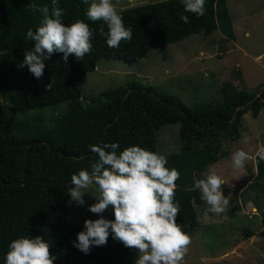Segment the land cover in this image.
I'll return each instance as SVG.
<instances>
[{"label": "trees", "instance_id": "1", "mask_svg": "<svg viewBox=\"0 0 264 264\" xmlns=\"http://www.w3.org/2000/svg\"><path fill=\"white\" fill-rule=\"evenodd\" d=\"M31 3L51 8V0H0V49L6 52L0 56V96L9 92L11 102L0 107V264H4L9 244L22 236L48 241L56 257L54 264H134L139 253L111 234L105 246H93L88 254L74 247L84 223L69 224L71 176L98 159L91 145L118 143V152L133 145L157 152L158 131L168 124L181 125V152L167 156L166 165L180 173L175 190L180 205L177 223L188 235L198 233L201 222L194 199L200 191L195 182L205 178L208 166L220 161L223 140L241 138L244 116L251 112L258 118L264 109V91L259 96L249 95L231 91L232 87L224 84L223 102L194 110L138 81L103 92L91 105L83 104L82 93L86 76L101 60L134 65L153 49L217 30L234 40L226 0H206L203 16L186 12L181 0L120 11L125 26L133 30L131 42L110 48L97 31L91 52L82 61L69 55L65 63L63 53H54L45 61L41 78L30 73L28 84L9 83L7 66L19 67L24 52L34 47L26 38L27 31L41 26L42 15L29 9ZM58 4L64 10L65 24L79 19L99 28L101 22L87 20L83 0H58ZM64 103H68V111L56 117L50 127L17 120L18 114ZM257 164L256 183L264 181V161L257 159ZM250 187H256L255 183L246 189ZM106 219L114 220V216Z\"/></svg>", "mask_w": 264, "mask_h": 264}, {"label": "rangeland", "instance_id": "2", "mask_svg": "<svg viewBox=\"0 0 264 264\" xmlns=\"http://www.w3.org/2000/svg\"><path fill=\"white\" fill-rule=\"evenodd\" d=\"M162 1L167 0H112L118 12ZM226 2L230 18L236 24L233 41L217 30L210 35H193L165 49H153L134 65L101 60L96 70L85 78L83 104H94L103 92L134 81L180 100L190 110L223 102L224 84L231 86V91L259 96L264 91V0ZM7 76L9 83L31 81L30 72L14 64L7 66ZM9 94L0 96V107L11 105ZM68 109V103L34 109L18 114L17 120L35 127H50ZM180 129V124L160 128L157 153L167 157L181 152ZM260 146H264V109L258 118L251 112L244 116L241 138L223 140L220 161L207 167L204 177L214 168L225 181L223 195L230 203L224 213L217 215L201 200V193L194 199L201 229L189 235L191 244L182 264H264V181L256 183L257 158L247 161L239 170L233 168L231 160L237 149L254 156ZM254 183L256 187L246 189ZM71 187L72 184L69 190ZM89 194H97L95 186ZM89 194H85L83 206H78L69 196L71 226L100 218L88 210L96 202ZM103 216H114L112 208Z\"/></svg>", "mask_w": 264, "mask_h": 264}, {"label": "clouds", "instance_id": "3", "mask_svg": "<svg viewBox=\"0 0 264 264\" xmlns=\"http://www.w3.org/2000/svg\"><path fill=\"white\" fill-rule=\"evenodd\" d=\"M205 2L181 0L184 10L197 16L205 14ZM83 3L89 4V0H83ZM29 9L41 13L42 21L35 31L31 28L27 31L26 38L34 42V47L24 52L19 67H26L37 79L43 76L45 61L54 53H63L65 63L69 55L82 61L91 52V41L97 31L106 38L110 48H118L121 42L132 40L133 30L125 26L112 0H91L89 4L87 20L101 22L98 29L79 19L65 24L64 10L58 0H51V8L31 3ZM181 19L188 22L186 16ZM4 54L5 50L0 49V56ZM52 83L47 86L48 90ZM118 148V143L91 145L90 150L98 159L71 176L70 200L83 206L85 194L95 186L97 194L89 195L96 202L88 210L100 217L84 221V230L77 234L74 247L88 254L93 246H105L111 234L114 240L139 253L134 264H182L191 237L177 223L180 205L175 200V190L179 171L166 166L168 160L164 154L136 145L119 152ZM254 158L258 162L264 161V146H260L254 156L237 149L231 156L232 166L243 169L246 162ZM224 184L214 168L209 169L205 178L195 182V189L200 191L201 200L209 206L211 213H224L230 203L223 195ZM109 207L113 210L114 220L103 216ZM50 247V243L40 236H22L9 244L4 264H54L56 257Z\"/></svg>", "mask_w": 264, "mask_h": 264}, {"label": "crops", "instance_id": "4", "mask_svg": "<svg viewBox=\"0 0 264 264\" xmlns=\"http://www.w3.org/2000/svg\"><path fill=\"white\" fill-rule=\"evenodd\" d=\"M231 22H232V25H233L234 36L236 37V35H235V34H236V24H234L232 20H231ZM239 23H240V22H239ZM239 23H238L237 27H239V25L241 24V23H240V24H239ZM227 39H228V38H227ZM234 39H235V38H234ZM229 40H230V39H229ZM232 41H233V40H232ZM211 166H212V165H211Z\"/></svg>", "mask_w": 264, "mask_h": 264}]
</instances>
